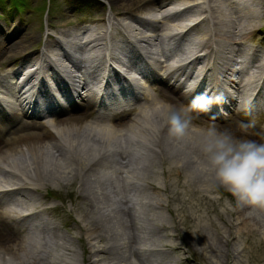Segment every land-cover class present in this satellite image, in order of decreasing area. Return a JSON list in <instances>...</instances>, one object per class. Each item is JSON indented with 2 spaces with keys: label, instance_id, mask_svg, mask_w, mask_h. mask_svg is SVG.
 <instances>
[{
  "label": "bare ground",
  "instance_id": "bare-ground-1",
  "mask_svg": "<svg viewBox=\"0 0 264 264\" xmlns=\"http://www.w3.org/2000/svg\"><path fill=\"white\" fill-rule=\"evenodd\" d=\"M114 1L120 5L119 9L129 11L128 18L131 19L132 16L135 25L125 21V17H122L124 16L123 12L113 10L112 13L116 18L113 15L108 16V20L111 22L95 24L94 28L88 32L81 28L77 33L78 38L75 40L68 37L69 32H66L65 39L70 51L65 50L58 40H50L45 43L46 51L37 54V56L33 54L25 56L23 62L32 60L34 63L27 67L25 65V68L20 71L23 76L20 82L7 81V74L0 76V105L13 116L8 119L9 124L11 123L8 124L9 126H3L4 123L0 120V161L2 162L0 173L5 176V179H0V252H5L3 256H0V264H41L47 257L46 264H53L51 259L54 257H58L59 260L63 257L58 263L62 261L63 264L74 263V259L70 262L67 258L69 255L75 257V250L71 248L68 240H65V236L61 235L63 231L70 232L72 228L69 226L70 215L65 206L63 204H48L46 193L40 197L39 203H35L32 194L43 181L51 180L57 183L73 179L78 182L77 195L79 194L78 196L87 201L86 212L84 211L79 216L81 226H78H83V231L87 236L85 245L88 252L86 255L88 264H122L124 262L131 264L126 250H121L123 247L127 249V253L136 256L140 264H151L139 255L133 243L134 236L144 238L145 234H143L142 227L135 221V198L131 191L132 187L136 185L134 174L137 172L135 170L133 173L132 166L145 174L150 173L155 163L170 162L177 174L180 175L184 172L183 180L189 178L195 184L194 188L203 192L210 188L208 182L196 170L197 158L200 156L194 147L195 141L200 136V129L193 127L194 124L196 125V121H204L203 127L205 128L216 126L221 130L229 129L238 135H246L252 139L264 141V122L257 126L251 120H240L239 122L234 110L237 101L233 95L228 96V92H225L228 96L226 100L218 101L221 102L220 105L223 108L230 110L227 116H222L223 123L219 125L205 121L204 113H200L203 119H198V115L194 111L190 112L192 125L188 136L182 141L169 136L167 127L163 126L161 118V113L164 111L163 104L187 108V102H189V99L182 95L177 87L167 83V76L174 75V71L187 64L178 63L180 64L178 65L174 62L167 64L172 53L166 52L162 47L166 39L173 42L174 49H178L177 53L180 54V58L186 57L187 59L193 56L189 62L191 66L201 64L199 68L204 71L205 80L208 79L216 90L219 87L216 82L219 83L225 79L241 99L245 96V91H242V88L247 83V72L245 74L243 67L238 68L226 61V66H222L224 68L221 70L223 72L221 78L215 64L219 63L223 54H229L231 59L234 56H240L243 53L241 51L243 45L245 46L249 40L252 43L248 48L249 68H255V71L258 72L260 90H264V23L258 27L254 25L258 19L264 18V0H179L181 2L178 4L180 5L176 7L173 0L168 2H158L157 0ZM159 4L160 7L155 8ZM170 7L171 9H169ZM137 11L142 13L140 14L142 18L136 14ZM194 16H196L195 19H193ZM202 16L205 17L199 21ZM110 25L115 30H119L122 37H127L124 39L110 37L108 32ZM187 27H189L188 30ZM215 29L217 32L214 31ZM18 31L21 30L18 29ZM185 34H188L184 36L188 43L183 45L178 36ZM31 38V33H26L9 43L0 39V60L14 55V53L28 51L31 47L25 49L23 47ZM124 42L128 46H132L130 50V53L133 54L132 57H146L145 54L154 55L153 70L158 75L160 73L158 79L154 78L155 82L161 85L160 91L146 93L148 88H144L138 96V100L136 99L137 102L127 108L132 110L138 105L137 109L140 110L135 117L131 118L130 115L122 114L113 115L111 122L92 124L89 122L90 119L86 112L72 113L65 110L56 113L53 110L33 116L41 119L52 116L49 119L20 120V123L18 122L19 116L25 115L24 112L18 110L21 105L18 97L21 98L20 96L24 92L18 93L24 91V85L29 84L33 79L38 80L37 90L44 91L45 85L41 81L46 78L48 72L54 79L56 74L63 73L71 81H76L77 76L75 77L72 72L75 68L77 71L83 69L88 78H92L90 81H95L98 75L97 66L94 65V69H90L88 62L96 61L98 65H101L100 63L104 60V63L117 62L122 71L128 74L127 71L133 70V64L128 55L122 54L121 43ZM56 43L62 46V51L48 49L51 45L56 46ZM212 45L215 46V49L212 48ZM95 46H97L96 51L90 53L88 50ZM138 47L154 52L144 51L141 55L139 52L141 49ZM163 67H167L165 78L161 76ZM45 71H47V75H45ZM137 72L140 74V70ZM108 73L107 80H113L114 71L109 70ZM214 77L217 78L216 82ZM131 81L133 85H139V88L142 89L140 83L134 79ZM152 85L149 87L150 90H153ZM34 86H36L35 83ZM83 89L86 90V88ZM12 92L18 94V97L12 95L15 101L8 102L5 95L12 94ZM158 97H162L164 102H159L158 106L155 102L149 107ZM81 102L83 110L90 109L88 99ZM241 123L248 125L247 132L240 130ZM16 125L18 126L10 131ZM50 126L55 129V136L47 132ZM94 167L96 170L93 172ZM97 171L100 173L94 175ZM113 171L117 172L115 185L113 184L115 181L110 176ZM10 177L15 178L16 181H9ZM139 179L142 181L146 178L141 176ZM176 182H179L177 176ZM148 183L150 189L167 193L165 183L161 184V187H158V183L154 181ZM179 194L180 191H174L173 195L167 194L166 196L172 198L171 200H177ZM94 198H98V203L93 202ZM102 200L104 201L101 202ZM150 200L154 208H159L164 203V199L158 197H152ZM233 207L234 209H225L227 218L223 220V227L217 232L219 241L216 242L215 239L202 232L205 231L207 223L205 216L204 218L202 215H200L201 217L191 216L190 221L186 223L187 227L191 232L200 234L198 237L189 235L190 246L198 248L197 250H200L204 257L210 258L211 262L215 264H238L240 261L251 263L264 260V256L257 257L249 250L252 247L253 250L262 248L263 246L259 242L249 243L246 241L238 246L233 240L242 235L243 231L249 234L250 230L260 231L264 238V209L256 208L258 211H254L255 209L250 206L238 207L234 201ZM176 210L179 211L180 208L177 207ZM95 214H98V222L92 218ZM114 215L119 216L118 219ZM6 218L11 220L12 229L26 232L27 236L19 238L22 241L16 243L10 239L9 236L14 230L6 225ZM107 223L110 227H105ZM63 227L64 230H62ZM125 228L130 231L127 236ZM130 228H132V233ZM103 231L106 232V235L109 234V236L118 239L115 245L112 244L108 247H112L111 249L118 252L114 262H111L109 257L108 261L100 258L99 254L107 252L108 248L105 247L107 244L92 247L94 245L92 241H102ZM48 233H52L53 237L60 235L59 239L61 240L48 238ZM70 238L78 239L73 236H69ZM4 241H10V244L5 246ZM152 249L148 248V250ZM144 250H146L145 247ZM18 251L21 252L18 254ZM243 253L246 254L242 260Z\"/></svg>",
  "mask_w": 264,
  "mask_h": 264
},
{
  "label": "rangeland",
  "instance_id": "rangeland-1",
  "mask_svg": "<svg viewBox=\"0 0 264 264\" xmlns=\"http://www.w3.org/2000/svg\"><path fill=\"white\" fill-rule=\"evenodd\" d=\"M160 1L165 2L167 0H159L158 2ZM115 2L116 1L114 0H0V39H4L3 41H5V43H9L14 41L15 39H18L21 35L24 36L26 33H31L32 38L29 39V42H26L27 45L23 47V49H25L32 46H41L46 40L44 38L45 33L50 32L53 35L51 40H56L54 38H58L59 43L63 44L66 50L68 48L67 51H70V47H68L65 39L66 32H69L68 37H70L72 40H75L76 38H78L77 33L81 28L85 30V32L92 30L95 25L94 23L101 24L103 23L104 19L106 20L107 18L108 20V16L113 15V10L123 12L124 16L122 17H125V21L135 25L134 20H132V18H128L129 11L119 9L120 5L116 4L117 2ZM164 2L162 3V5L164 4ZM179 2L181 1L173 0L175 7L180 5L178 4ZM160 4L156 7H153L158 9L160 7ZM15 14L19 15L20 20L18 21V23H13V19H17L15 17L18 16ZM136 14L142 18V16L140 15L142 13L140 11H137ZM12 15H14V17L10 18ZM113 17L116 18L114 15ZM262 23H264V18L258 19L254 23V25L255 27H258ZM18 29H20L21 31L19 32ZM251 44L252 43L248 40V42L245 43V46L243 45V51L248 50ZM54 47L55 46H51V49H53ZM91 48L95 49L96 46ZM57 50H59V46L54 49V51ZM17 54L19 53H14V55H9L5 59L3 58L2 60H0V74H7L8 78L10 77L9 79H12V76H9V74L14 70L12 61ZM156 86L157 90L161 89V86L155 85V87ZM155 102L156 106H158V103L164 102V99L162 97L156 98V100H154V102H152L149 107L152 106ZM137 107L138 105L131 110V118L135 117L139 112L140 109L138 110ZM82 111L83 110H79L74 113H82ZM193 111L197 114L196 110H192L191 113ZM83 112L87 113V116L90 119L89 122H91L92 124L96 122L108 123L112 121L99 120L98 118H94L93 115H89L87 111L84 110ZM197 115L198 119H203L199 114ZM240 117L244 118L242 115H240ZM237 120L240 122L241 119L237 116ZM205 121L213 122L219 125L220 123H223V120L205 119ZM252 121L256 126L261 123L259 118ZM203 122L204 121H196V125L194 124L193 127L200 130L202 128L206 129L205 127H203ZM17 126L18 125L12 127L10 131L15 129ZM49 128L50 129H47V132L50 135L53 134V136H55V129L51 126ZM44 135L46 136L45 132ZM47 143H49V141ZM135 161L138 160L136 159ZM1 163L2 162L0 161V164ZM170 166L171 163L166 161L163 164L160 162L155 163L151 168L150 173L145 174H142L140 170L138 171L136 167L132 166L133 173L135 170L137 172V174H134V176L136 177V185L134 184L135 187H132L131 191L133 192L135 198V221L140 227H142L143 234H145L144 238H142V236L139 238H136L135 236L133 237L135 250L139 252L140 256H143V258H145V261L147 260L151 264H215L214 262H211L210 258L204 257L200 253V250H197L198 248L196 249L190 246V238L188 239L189 235L191 234L198 237L200 233L191 232L188 229L186 223L187 221H190L191 216L201 217L200 215H202L203 218L205 216V221L207 223L205 231L202 232L215 239V242L217 240L219 241L217 232L220 228L223 227V220L227 218L225 210L221 211V208L223 207V201L224 199L230 200L232 198L223 189L216 190L210 188L208 191L204 190L202 192L200 189L194 188L195 184L192 183L189 178H185L183 180L184 172L179 175L176 173L174 166ZM95 170L96 167H94L93 172ZM97 173L100 172L97 171L96 173H94V175ZM116 173V171L111 172L110 176L112 177L113 181L116 180ZM91 176L93 175L91 174ZM141 176H144L146 179L140 181L139 178ZM176 176L177 179H179V182L175 183ZM4 177L5 176L0 173V179H5ZM8 180L16 181L15 178L11 177L8 178ZM150 181L158 183V187H161V184L165 183L167 193H164V191H154L153 189H150L148 183ZM77 183L78 182L76 179L57 183L52 182L51 180L43 181L41 185H38V187H36V190L33 191L32 194L35 198V203H39L40 197L46 193L48 197V204H63L65 206V209L70 215L69 226H71L72 228L70 232L63 231L61 235L65 236V240H68L71 248L75 250V257L73 255H69V258L66 257L70 260V262L72 259H74V263L71 262L68 264H88L86 260V255L88 252L86 249L87 246L85 245L87 236L83 231V226H78H81V224L79 223V216L83 214L84 211L86 212L85 205L87 201L83 197L78 196L79 194L77 195ZM115 183L116 181L113 182L114 185ZM174 191H180V196L177 200H171L172 198L166 196L167 194L173 195ZM217 192H219L221 196L220 199L213 198L217 194ZM152 197L164 199L163 205L159 208H154L152 206V201L150 200L152 199ZM64 199L65 201L63 202ZM97 199L98 198H94L93 202L98 203ZM103 201L104 200H102L101 202ZM177 207L180 208L179 211L176 210ZM232 209H234V207H232ZM254 209V211H258L256 208ZM117 217L119 216H115V218ZM92 218L98 222V214L93 215ZM52 219L54 218L52 217ZM105 227H110V225L107 223ZM62 230H64V227L62 228ZM130 230L132 233V228H130ZM104 231L101 235L102 241H92V243L94 244L92 245L93 248H95L96 246H104L105 244H107L105 247L108 248L112 244L115 245V243H117L118 239L114 238V236H109V234L106 235V232ZM128 232L130 231L125 228L126 236ZM20 236H27L26 232H23L22 230H14L12 235L9 237L10 239H13V242L15 241L17 243L18 241H22L21 239H19ZM47 236L52 240H61L59 239L60 235L57 237H53L52 233H48ZM69 236L78 237V239H69ZM232 236L233 234L230 236L231 239ZM233 240L238 246L242 245L243 242L246 241H248L249 243L259 242L263 246L262 248H260L259 250L258 248L256 250H253L252 247L249 250L257 255V257L264 256V238L260 231L250 230L249 234H246V232L243 231L242 235ZM6 241L3 242L5 246L10 244V241ZM144 247L146 248V250H144ZM149 247L153 248L154 250H148ZM111 248H108L105 254H99L100 258L108 261L109 257V259H111V262L116 261L118 252L115 249ZM121 250H126L125 252L129 256L128 259L130 260L131 264H140L136 256L130 254L129 252L127 253V249L125 247H123V249ZM20 252L21 251H18L17 253L19 254ZM4 253L5 252H0V256H3ZM246 253H243L242 260L244 259V254ZM62 259L63 257L60 258V260L58 259V257H54L51 260L53 261V264H63V261L58 263V261H61ZM47 260L48 257L47 259H44L41 264H46ZM122 264H127V262H124ZM238 264H264V260H259L257 262L251 263L240 261Z\"/></svg>",
  "mask_w": 264,
  "mask_h": 264
},
{
  "label": "clouds",
  "instance_id": "clouds-1",
  "mask_svg": "<svg viewBox=\"0 0 264 264\" xmlns=\"http://www.w3.org/2000/svg\"><path fill=\"white\" fill-rule=\"evenodd\" d=\"M213 99L206 95L194 98L189 107L163 104V126L171 138L182 141L189 134L192 110L209 111ZM247 132L248 125L240 124ZM194 147L200 153L197 172L211 189H223L232 198L224 199L221 211L238 207L264 209V141L238 135L229 129L211 126L200 130ZM220 199L219 192L213 197Z\"/></svg>",
  "mask_w": 264,
  "mask_h": 264
}]
</instances>
